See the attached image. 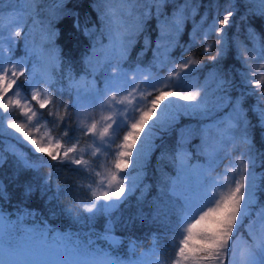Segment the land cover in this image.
I'll return each mask as SVG.
<instances>
[{
  "label": "snow or ice",
  "instance_id": "1",
  "mask_svg": "<svg viewBox=\"0 0 264 264\" xmlns=\"http://www.w3.org/2000/svg\"><path fill=\"white\" fill-rule=\"evenodd\" d=\"M30 2L36 4L38 0ZM94 3L99 13L100 27L96 32L88 28L84 31L86 35L96 39L92 46L95 60L92 57H85V60L91 73L100 71L105 74L104 88L96 89L95 80L91 82V87L87 82L81 86L80 81H75L70 76L69 80L76 87L77 95V99L71 102V107L86 112L98 106L101 113L104 110L109 112L108 115L101 114L100 119L88 127H84V120H80L76 130L93 138L89 145L93 148L92 156L95 157L103 150L105 154H114L116 158L115 171L106 169L104 174L96 172L95 175L100 177L98 181H93L96 186L93 187L91 183L82 186L90 193L88 204L84 206V211L92 214L88 219L95 218L97 213L110 214L118 210L127 193L136 188L142 160L150 151L157 132L170 128L181 116H208L223 99L228 98V88L235 83L226 73L218 72L217 92L223 94L221 97L213 94L210 98L207 88L199 86L191 90L192 86L187 83V78L204 66V61L197 59L195 55H182L179 61L173 62L168 75L163 78L143 73L139 67L131 75L121 68L122 62L128 59L133 42L144 31L148 19L155 15L160 38L174 42L182 31V25L201 6L194 0L173 4L171 16L164 12L170 0H94ZM259 3L260 14L264 15V0H259ZM216 7L221 6L217 4ZM222 7L223 13L217 11L210 23L207 22V14L201 17L199 26L194 30L192 43L200 45L208 60L214 63L222 60L229 48L234 46L235 59L244 69L239 74L242 85L249 90L248 94L255 95L258 99L264 98V44L259 47L254 45L251 49L243 43L233 42L229 45L225 37L235 23L236 0H224ZM75 26L80 27L78 21ZM24 28L23 15H13L11 4L0 0V137L11 136L23 148L28 149L26 153L9 144L7 148L0 149V164L7 159L4 154L7 151L19 168L25 171L37 170L34 160L43 161V156L37 157L35 154H45L58 165L83 166L76 170L87 172L89 161L83 158L85 149L78 148L79 138L69 134L75 131L69 126L73 119V113L69 112L70 105L53 100L49 90L53 85L51 77L47 72L38 73L36 63L29 68L25 60H13L6 54L11 53L13 46L18 44ZM29 35V32L24 33L25 48L35 54V50L27 43ZM250 35L254 36V33L250 32ZM53 36L51 28L42 30V40L49 46L53 43ZM104 37L109 40L108 47L102 43ZM160 38L156 52H160ZM147 45L146 38L145 46ZM52 90L57 91L54 87ZM82 90L89 93L83 99ZM84 100L87 102L84 103ZM239 103L237 100L232 105L234 115L219 122V140L208 153L211 161L209 170H199V178L195 182L188 178L190 166L186 159L189 154L183 151L182 146L173 157L179 163L180 170L176 179L166 185L171 201L170 211L174 218V240L170 242L174 254L170 264H264V212L260 214L259 234L249 231L251 243L245 242L243 247L238 248L242 237L241 228L244 227L258 188L257 178L250 169L251 156L247 155L251 150V140L246 129L239 137V143L247 147L236 156L226 153L230 159L224 171L212 174L216 171L213 165L221 158L219 153L226 151L224 141L233 140V130L242 123H247ZM45 108H49L47 116L51 117V120L44 121L45 125H63L59 138H53L50 132L39 138L33 135V131H40L38 125L43 114L39 110ZM16 113H19L24 122H16ZM87 118L85 116L84 119ZM259 119L261 126H264V109L260 110ZM221 125L226 126L220 127ZM8 129L14 131L8 132ZM121 129L124 130L122 138L119 136ZM117 139L120 140L119 143H116ZM3 143L5 141L0 139V144ZM69 143L71 146L66 147ZM202 144L204 151L208 145L206 141H202ZM132 172H136L137 176L134 177ZM50 176L51 173L49 178ZM34 190L31 184H27L24 195L30 196ZM5 199H8L6 189L0 187V201ZM17 212L23 214V209L18 208ZM27 214L32 215V212L28 211ZM18 225L19 219H8L0 206V264H145V254L137 259L113 258L103 250L94 248V241L91 239L80 241L78 236L74 239L71 234L46 227L21 230ZM20 231L27 243L5 244L6 233L11 236ZM99 238L108 241L111 246L119 244V239L112 235L110 227H106ZM148 255L155 257L152 264H166L161 260L165 252H157L154 248Z\"/></svg>",
  "mask_w": 264,
  "mask_h": 264
},
{
  "label": "trees",
  "instance_id": "2",
  "mask_svg": "<svg viewBox=\"0 0 264 264\" xmlns=\"http://www.w3.org/2000/svg\"><path fill=\"white\" fill-rule=\"evenodd\" d=\"M212 1L214 0H194L201 6L194 16L188 18L182 26V31L176 36V44L171 52L175 58L178 52L186 47L195 49L196 46L193 47L190 42L193 21L199 19L204 14V10L209 9V6L213 4ZM175 3H183V0H170L164 8V12L169 16H171L172 6ZM59 11L55 19L54 38L58 50V63L50 66L48 71L53 81L49 90L52 92L54 101L70 105L69 112L73 113V119L69 126L75 131L69 134L79 138L78 147L89 146L90 136H86L83 131L76 130L78 124L76 109L71 107V102L76 100V89L72 86L69 77L77 81L80 77L88 79L93 75L87 67L85 57L89 55L96 39L91 35H86L84 30L88 28L93 32L97 31L100 27L99 13L95 8L94 0H61ZM235 12V23L228 30V35L234 34L242 37L241 32L251 29L264 43V15L260 14L259 1L236 0ZM77 21L79 28L75 26ZM146 38L147 47L145 46ZM158 38H160V31L157 27V19L153 15L146 21L144 31L133 42L124 66L133 68L137 65L148 64ZM105 40L107 37L102 38V41ZM198 49L197 52H199ZM224 65L229 71H232L234 66H240V62L235 59V49L233 51L232 47L229 48ZM233 79L235 83L233 87L228 88L227 99L233 103L240 101L251 125L250 134L257 156L256 169L259 173V178L256 180L258 188L255 190V200L251 206L253 212L256 210L255 214L259 212L261 214L264 212V126H261L259 110L252 111L254 106H260V98L248 94L249 90L242 85L241 79L232 78L230 80ZM53 87L57 91H53ZM227 106L222 112L225 109L229 112V105ZM48 111L49 108L39 110L43 114L41 122L51 120V117L47 116ZM61 112H63L62 108ZM46 128L55 138H59L63 125L54 127L49 123ZM200 128V119L181 116L178 122L170 128L159 131L158 135L153 138L152 147L140 169L136 188L126 195V199L118 210L110 214L97 213L93 219H88L92 214L84 211L90 193L86 187L82 186L90 183L93 187L95 186L93 181H97L98 177L95 173L98 172V166L89 165L87 172L77 171V168L83 166L67 164L61 166L56 161H50L45 154H35L37 157L43 156V161L34 160L38 166L37 170L25 171L19 168L12 155L5 151L7 159L0 164V187L6 189L8 199L0 201V206L8 219L13 221L19 219L18 227L21 230L46 227L56 232L71 234L74 239L78 236L80 241L91 239L94 241V248L103 250L113 258L119 257L123 260L137 259L142 254H145L144 257H154L148 253L155 248L157 252H165L161 260L170 264L174 254L170 243L174 240L172 234L174 218L170 211L171 201L166 185H170L177 174L179 163L175 162L173 157L184 142V130L192 134V139L187 142L188 148L192 150L188 160L201 159L194 146L200 141ZM61 142L64 143V141ZM5 143L0 144V149L6 148ZM22 149L28 152V149L23 146ZM49 173H51L50 178ZM27 184H31L35 189L30 196L24 195ZM18 208L23 209V214L17 212ZM28 211H31L32 215H28ZM252 224L251 222L248 226ZM106 227H110L112 235L119 239L117 246H111L108 241L99 238ZM241 233L242 237L250 239L244 227L241 228ZM4 241L5 244L25 243L22 231L11 236L6 233Z\"/></svg>",
  "mask_w": 264,
  "mask_h": 264
},
{
  "label": "rangeland",
  "instance_id": "3",
  "mask_svg": "<svg viewBox=\"0 0 264 264\" xmlns=\"http://www.w3.org/2000/svg\"><path fill=\"white\" fill-rule=\"evenodd\" d=\"M252 1H259V0H252ZM212 3L213 4L211 6H209L208 10H204V14L202 15V16H204L205 14H207V17H208L207 22L208 23L211 22L213 16L217 13V11H219L220 13H223V11H224V9L222 7V5L224 4V0H214V1H212ZM5 4H11L12 14L13 15H23V19L25 21V28L22 31V35H21V38H19L18 44L13 46L11 53H6V54L10 55L13 60H19V59L25 60V62L27 63L29 68H31V65L33 63H36V65H37L36 70L38 73L39 72H47L48 73V71L50 70V66L57 65V63H58V59H57L58 50H57V46L54 42V38H55V34H56L55 19L58 17V15L60 13L59 8L61 5V0H38V2L36 4H32L30 2V0H5ZM217 4L220 5L221 7L217 8L216 7ZM5 17H6L5 22L7 23V18H8V12L7 11L5 13ZM201 17L199 19L193 21L192 29L190 31V37H191L190 42H191L193 47L196 46L195 47L196 50L191 49V47H186L181 52H178V55L175 58L174 55L171 54V52H172V50H174L176 42L175 41L170 42L166 38H161L159 40V43L161 46L160 52H156V47H157V43H158L157 42L155 44V46L153 47V52L150 56V60H149L148 64L141 65V66L137 65L133 68H127L124 66V63H125V61H124L121 64L122 70L124 72L129 73V75H131L134 72V70L137 67H139V69L143 73L149 74L150 76H159V77L163 78V77H166L168 75V69L170 67H172L173 62L179 61V59L181 58L182 55H184L185 57L187 55H195V57L197 59L204 61V66L202 68H200L199 70L195 71L194 73H192V75L187 78V83L192 86L191 90H194L195 87L199 86L201 88H207L210 98L213 97V94H215V97H221L223 94L217 92L218 85L216 83V74L218 72H224L227 74L229 79H232V78L241 79L239 74L241 72H243L244 69L242 68V66L240 64L241 67L240 66L239 67L234 66L233 70L229 71L228 68H226L224 65V61L228 57V53L226 54V56L222 60L214 63V62L208 60L207 54L203 53V48L200 45H198V44L194 45L192 43L194 30L199 26ZM45 28H51L52 32L54 33L53 43L51 46L44 43L42 40V30ZM25 32L30 33V35L27 37V43L29 44L30 48L35 50V54H32L29 50H27L25 48V36H24ZM250 32L254 33L253 30H251V29H246L245 31L241 32L242 37H237L234 34L228 35V33H227L225 39L229 42V45L231 43L233 44V42L243 43V44H246L249 49H251L254 45L256 47H259L261 44H264L263 42H261L259 40V38L257 37V35L255 33L253 36V35H250ZM102 43L104 46L108 47L109 46L108 38H107V40L102 41ZM6 47H7V45H6ZM199 47H201V48H199ZM165 48L167 49V51H165ZM197 49L199 52H197ZM232 49L234 51L235 47L233 46ZM100 55L101 56L103 55L102 52L100 53ZM87 57H92L93 60H95V57H93V48H91V51ZM108 74L110 75V73H108ZM104 77H105L104 73L97 71V72L93 73V75L90 78L86 79L85 77H80L77 81H80L81 86L85 82H87L88 86L91 87V82L93 80H95V88L99 89V90H103V88H104ZM81 78H83V80ZM157 87H160V85H158ZM75 89H76V87H75ZM149 90H151V89H149ZM88 95H89V93L87 91H83V90L81 91V98L82 99L84 97H87ZM75 99H77L76 91H75ZM83 102L86 103L87 101L84 100ZM259 102H260V106H254L252 111L259 110V112H260L261 109L259 107L264 109V98H260ZM180 103H183V101H181ZM34 104H35V102H34ZM233 104H235V103H233L230 99L226 98V99H223L219 103L218 107L214 111L210 112L208 116H203V115L193 116V117L201 120V128L199 131L200 141L198 143L194 144L195 150L200 155L201 159H198V160L195 159L193 161L188 160L189 156H191L192 150H190L188 148L189 145H187V142H189L192 139L191 138L192 134H190L186 130L183 131L184 142L182 143L181 146L183 148V151L185 153L189 154L188 158L186 159V163L190 166L188 178H190L193 182H195L199 178L197 176V172L199 170H204L205 172H207L209 170V164L211 161H210V157H209L208 153L212 151L213 147L216 146L217 141L219 140V136H220V132L218 130L219 122L221 120L227 119V117H229L231 115H234V113L232 111V105ZM227 105H229V108H228L229 112L226 109L222 112L224 107H226ZM36 107H38V105H36ZM239 107L243 110V114L246 117L247 123H242L237 129L233 130V133H234L233 140H225L224 141L223 147L226 151H222L219 153L221 158H218L216 160L215 164L213 165V168H215L216 171L213 172L212 174L215 175L216 172L222 173L224 171L225 165H227L229 163V159H230V157H228L226 155V153H231L232 156H236L239 154V151L244 150L247 147V146L241 145L239 143V137L243 134V132L246 129L248 136L251 140V150L249 153H247V155L251 156V160H252V163L250 164V169L253 171L254 175L258 179L259 173H258V169H256L258 166L257 162H256L257 156H256L254 148H253V144H252L253 142L251 139L252 136L250 134L251 125H250V122L246 116V112L244 111V108L241 106V103H239ZM78 111L79 110H77V109L75 111L77 123H79L80 120H84V127H88L95 120H99L101 114H103V115L109 114V112L107 110H104L103 113H101L98 106L95 109H88L86 112L85 111H79V116H77ZM16 116H17L16 122H18V123L24 122L23 118H20L19 113H16ZM85 116L88 117L86 120L84 119ZM34 119H36V118H34ZM6 123H7V121H5V124ZM225 126L226 125H221L220 127H225ZM38 127L40 128L39 133H36L35 131H33V135H36L37 138L44 136L46 132H50L46 128V125L41 121H40V124L38 125ZM13 131L14 130H12V129H8V132H13ZM123 131L124 130L121 129V131L119 133V136L121 138L123 135ZM50 134H51V132H50ZM16 135L19 136V133H17ZM157 135H158V132H157L156 136ZM53 138H55V137L53 136ZM46 139H47V137H45V140ZM92 139L93 138L90 137V140H89L90 144L89 145L92 144ZM3 140L6 141V143H5L6 148L8 147L9 144H11V145H15V147L17 149H20L21 151L23 150L22 144H18L16 142V140H14L11 136H3ZM202 141H206L207 145H208L207 149L204 151H202V148H204ZM119 142H120V140L117 139L116 143H119ZM23 143L26 144L27 142H23ZM151 144H152V142H151ZM66 147H67V145H66ZM93 147H94V145H93ZM29 148H30V146H29ZM78 148H84L85 149V151L83 153V158L85 160L89 161V165L98 166V172H100L101 174H104L106 169H111V170L115 171L114 160L116 157L114 154H111V153L105 154L102 150L101 153H98L94 157L91 155V152L93 150L92 147L83 145V146L78 147ZM113 148H115V144L113 145ZM147 155H148V153L143 158L142 165H143V162L145 161ZM179 170H180V166H178L177 173L179 172ZM129 171H131V166L129 168ZM139 173H140V171H139ZM132 175L135 177V176H137V173L132 172ZM99 179H100V177L97 178V181ZM175 179H176V176H175L174 180ZM253 200H255V199L253 198ZM255 211L256 210H254V212H253V208L250 205L249 215L247 216V219H245V221L247 220V222L244 221V230H246L248 233H249V231H252L255 234H259V231L261 228L260 212L255 214ZM248 222L253 223L251 225V227L248 226L249 225ZM245 242L251 243V238L248 240V239H246V237H241V240L238 244V248L243 247ZM25 243H27V241H25ZM144 260H145V264H152V261L154 260V258L144 257Z\"/></svg>",
  "mask_w": 264,
  "mask_h": 264
}]
</instances>
